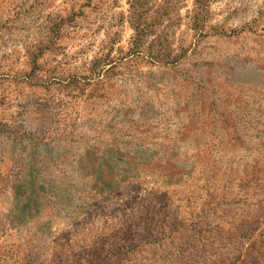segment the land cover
I'll return each instance as SVG.
<instances>
[{
	"label": "rangeland",
	"instance_id": "374dc122",
	"mask_svg": "<svg viewBox=\"0 0 264 264\" xmlns=\"http://www.w3.org/2000/svg\"><path fill=\"white\" fill-rule=\"evenodd\" d=\"M0 264H264V0H0Z\"/></svg>",
	"mask_w": 264,
	"mask_h": 264
}]
</instances>
